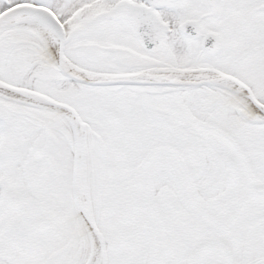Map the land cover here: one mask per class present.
Masks as SVG:
<instances>
[{
	"label": "snow or ice",
	"instance_id": "obj_1",
	"mask_svg": "<svg viewBox=\"0 0 264 264\" xmlns=\"http://www.w3.org/2000/svg\"><path fill=\"white\" fill-rule=\"evenodd\" d=\"M0 264H264V0H0Z\"/></svg>",
	"mask_w": 264,
	"mask_h": 264
}]
</instances>
